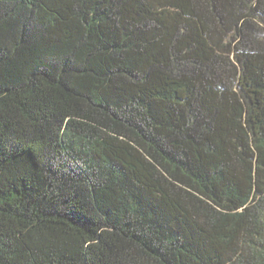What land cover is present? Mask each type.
Returning a JSON list of instances; mask_svg holds the SVG:
<instances>
[{"label":"trees","instance_id":"obj_1","mask_svg":"<svg viewBox=\"0 0 264 264\" xmlns=\"http://www.w3.org/2000/svg\"><path fill=\"white\" fill-rule=\"evenodd\" d=\"M0 264H264V0H0Z\"/></svg>","mask_w":264,"mask_h":264}]
</instances>
